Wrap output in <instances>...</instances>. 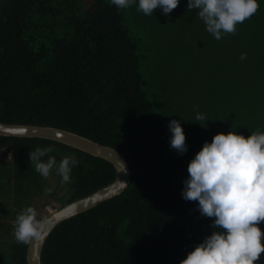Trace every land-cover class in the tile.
Here are the masks:
<instances>
[{"label":"trees","instance_id":"16d2710c","mask_svg":"<svg viewBox=\"0 0 264 264\" xmlns=\"http://www.w3.org/2000/svg\"><path fill=\"white\" fill-rule=\"evenodd\" d=\"M180 1L183 12H188L190 28L201 37L198 46L189 37L193 46L189 44L186 50L196 64L189 63L186 70L227 63L230 84L238 79L236 72L241 81L254 79L260 68L254 54L260 55L264 48V0H259L257 12L238 24L234 34L220 40L206 31L197 10L187 8L188 0ZM161 12L159 8L152 15L139 11V19L150 34L165 24L166 31L152 45L171 50L165 37L170 21L158 23L164 18L158 17ZM125 20L126 9L118 10L110 0H94L84 9L75 0H1L0 122L71 131L117 149L130 169L125 190L52 229L41 251L42 264H180L215 231L212 218L199 213L198 202L182 198L183 183L172 188L171 174L164 168L171 134L159 126L141 72L144 54ZM242 53H246L243 60ZM157 63L153 66L156 73ZM155 82L171 103L168 124L179 120L184 130L188 124L185 117L180 118L185 112L182 98L174 96L169 82ZM244 119L250 125L253 117ZM259 127L239 131L247 137L252 131L264 132V125ZM48 145L54 146L49 155L57 161L66 155L79 161L71 183H62L55 171L50 174L59 184V192L57 188L48 192L49 196L59 193L56 208L115 178L108 160L56 140L0 135V160L6 162L4 175L10 179L5 196L14 197V191L17 209L14 213L11 205L0 204V212L6 209L4 230L9 240V256L0 259V264H26L28 244L15 240L14 221L28 205L19 200L37 193L46 181L35 171L28 153ZM258 226L264 233V221ZM258 264H264V253Z\"/></svg>","mask_w":264,"mask_h":264},{"label":"clouds","instance_id":"9594fccd","mask_svg":"<svg viewBox=\"0 0 264 264\" xmlns=\"http://www.w3.org/2000/svg\"><path fill=\"white\" fill-rule=\"evenodd\" d=\"M179 2L110 0L118 10L137 4L144 15H152L158 8L164 14L171 13ZM259 7V0H188L187 3L188 9L197 10L206 31L217 40L234 34L237 25L250 19ZM245 58L246 53H242L240 59ZM195 119L201 121L205 117L197 113ZM168 129L169 147L183 155L188 147L181 122L170 120ZM53 151L52 145L37 146L28 153L29 161L43 178L55 171L62 183H71L72 170L79 161L74 155L57 161L49 155ZM187 172L181 196L185 201L198 202L199 213L212 218L211 227L215 231L188 252L180 264H258L264 253V233L258 226L264 221V132L252 131L247 137L236 130L215 134L189 161ZM50 222L51 217H38L34 206H26L15 218L14 238L25 245L43 240Z\"/></svg>","mask_w":264,"mask_h":264},{"label":"rangeland","instance_id":"374dc122","mask_svg":"<svg viewBox=\"0 0 264 264\" xmlns=\"http://www.w3.org/2000/svg\"><path fill=\"white\" fill-rule=\"evenodd\" d=\"M81 9H84L94 0H75ZM181 2V1H180ZM179 2L178 6L172 10L171 13L164 14L163 12L157 13L159 19L158 23L166 20L168 26L166 44L171 48L153 47L155 37H161V33L166 31L163 26L157 27L155 34H150L147 29L141 24L139 19L138 5L133 4L130 8L126 9V24L130 28L132 35L139 43V48L144 54L141 62V72L146 79V90L148 96L153 103L155 112L159 117V126L162 127L167 134L168 129V96L162 93L160 86L157 85L155 80L169 82L171 88L174 89V96L181 97L185 112L180 113V118L185 117L188 127L184 131L187 152L183 155L178 154L170 147L166 151L164 168L171 174L173 181L172 188L175 190L187 178V166L189 161L194 155L202 148L205 141L211 142L212 137L220 132L227 133L233 130L238 134H243L240 129H262L259 126L264 125V48L261 54H254L256 62L260 65L259 70L256 71L254 79L241 81L237 72L235 73L238 79L230 84L228 76L227 63H210V68L201 67L197 65L192 68V71H187L188 64H196L193 60L194 55L188 57L187 47L193 46L189 43V37L193 43L198 46L201 45L199 31L190 28L188 12H183V5ZM184 3V0L182 1ZM162 11V10H161ZM190 44V46H189ZM163 49V55L162 50ZM183 49V54L180 50ZM159 61H161L159 63ZM158 62V63H157ZM158 66L156 73L153 66ZM219 65V66H218ZM218 69H223L218 72ZM208 72V73H207ZM157 74V77H156ZM168 80V81H166ZM185 84L182 85V82ZM168 86H165L167 92ZM242 96L247 101L242 99ZM173 101V99H172ZM244 101L246 104H244ZM250 105V109L248 105ZM254 106V109H253ZM254 112V116H253ZM203 114L205 119L197 121L196 114ZM244 117H253L250 125H247ZM254 125V127H253ZM253 127V128H252ZM194 130V132H192ZM171 134V133H170ZM248 134V133H247ZM246 137V134H243ZM249 136V135H248ZM3 155H0L2 157ZM9 157V156H8ZM6 162L0 160V204L11 205V209L16 213L15 194L14 197H6L7 189H4L9 178L4 175L8 167ZM45 184L37 193H32L26 199H20L24 204L31 205L37 209L38 217H44L53 211L58 206L59 193L49 196V189L54 190L57 188L59 192V184L49 175L45 178ZM10 184H8L9 187ZM52 197V198H51ZM6 209L0 212V259L5 260L9 256V240L6 236L7 232L4 229L7 221L3 217ZM7 214V213H6ZM18 214V213H17ZM6 221H4V220Z\"/></svg>","mask_w":264,"mask_h":264},{"label":"water","instance_id":"95a60500","mask_svg":"<svg viewBox=\"0 0 264 264\" xmlns=\"http://www.w3.org/2000/svg\"><path fill=\"white\" fill-rule=\"evenodd\" d=\"M1 3V0H0ZM0 135L10 137H40L56 140L91 155L111 162L116 174L114 180L96 191L71 201L51 211L50 225L45 229L48 235L43 240H34L27 245L26 264H42L41 251L52 229L61 221L95 207L98 203L121 193L129 184L130 169L124 155L117 149L102 145L71 131L42 125L10 124L0 122Z\"/></svg>","mask_w":264,"mask_h":264},{"label":"bare ground","instance_id":"6f19581e","mask_svg":"<svg viewBox=\"0 0 264 264\" xmlns=\"http://www.w3.org/2000/svg\"><path fill=\"white\" fill-rule=\"evenodd\" d=\"M50 213V212H49Z\"/></svg>","mask_w":264,"mask_h":264}]
</instances>
